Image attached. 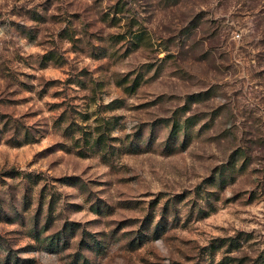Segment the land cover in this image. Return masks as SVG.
<instances>
[{"label": "rangeland", "instance_id": "1", "mask_svg": "<svg viewBox=\"0 0 264 264\" xmlns=\"http://www.w3.org/2000/svg\"><path fill=\"white\" fill-rule=\"evenodd\" d=\"M0 264H264V0H0Z\"/></svg>", "mask_w": 264, "mask_h": 264}]
</instances>
